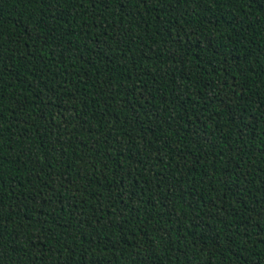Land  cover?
<instances>
[{
	"label": "trees",
	"instance_id": "obj_1",
	"mask_svg": "<svg viewBox=\"0 0 264 264\" xmlns=\"http://www.w3.org/2000/svg\"><path fill=\"white\" fill-rule=\"evenodd\" d=\"M0 264H264V0H0Z\"/></svg>",
	"mask_w": 264,
	"mask_h": 264
}]
</instances>
